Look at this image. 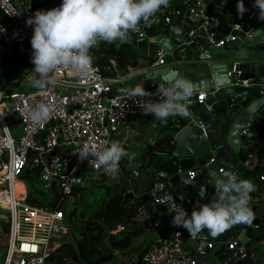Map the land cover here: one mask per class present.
I'll use <instances>...</instances> for the list:
<instances>
[{"label": "built area", "instance_id": "obj_1", "mask_svg": "<svg viewBox=\"0 0 264 264\" xmlns=\"http://www.w3.org/2000/svg\"><path fill=\"white\" fill-rule=\"evenodd\" d=\"M38 2L40 0H0V52H13L16 56L32 60L34 26H28L26 21L36 12ZM254 4L255 0L247 3V18L256 14ZM206 5L204 0H191L186 7L185 18L194 23L188 33L191 42L211 47L234 39L226 36L217 40L213 31L214 20L206 14ZM164 19L169 22L168 18ZM243 25V20H239L233 28L239 30ZM143 34V31H138L139 37ZM156 55L152 66L164 63L162 51ZM92 70L93 75L88 78L60 67L50 74L54 82L35 92H22L20 81L18 91L14 90L12 82L0 89V207L7 212L9 223L2 264H51L52 255L67 236L61 205L64 200L73 197L74 190L83 184V172H101L108 176L116 174L106 173L103 167L97 169L94 161L90 164L91 158L81 161L78 153L82 147L89 144L96 145L98 151L103 150L116 141L112 137L130 117L152 115L143 114L138 106L140 97H133L130 92L113 94L111 84L93 63ZM160 84L169 86L159 79H150L145 84V90L156 93ZM207 94L206 91L193 94L187 105L202 103ZM145 99L159 102L160 97ZM6 101L9 106H6ZM41 102L54 106V112L46 122L36 124L24 110ZM181 117L197 122L192 113ZM9 118L19 122L20 135L17 138L9 127ZM254 124L264 126V117L258 118ZM250 148L242 145L243 150ZM260 155L259 164L264 169V133ZM211 162L212 159L204 167L187 170L188 179L203 177ZM120 165L121 161L119 170ZM244 166H249V160L244 162ZM27 168L37 171V179L43 183L45 191L52 186L56 188L62 204L56 207L37 206L27 199L26 194L15 191V181ZM219 172L222 173L223 169ZM261 180L264 181V174ZM166 186L167 181L162 179H156L151 184L148 195L153 204H167L172 200L170 195L162 196ZM256 200L251 197L249 205ZM196 238L197 235L190 236L186 229L176 228L170 235L158 236L151 241L145 247L141 261L143 264H200L198 252L202 247L195 245L193 250L185 248L187 242H194ZM207 247L212 249L213 243H208ZM225 247L228 256L234 260H240L245 255L243 244L238 239L227 240Z\"/></svg>", "mask_w": 264, "mask_h": 264}, {"label": "water", "instance_id": "obj_2", "mask_svg": "<svg viewBox=\"0 0 264 264\" xmlns=\"http://www.w3.org/2000/svg\"><path fill=\"white\" fill-rule=\"evenodd\" d=\"M250 1L244 0L245 7ZM237 3L238 0L207 2L206 14L214 20L213 31L218 33L217 40L234 37L221 46L207 47L191 42L188 33L194 23L187 18L170 27L171 37L160 34L130 41L138 52L137 58L129 64L135 69L131 77L143 75L145 79L159 78L167 83L179 75L196 85L195 92L206 90L209 93L202 103L188 105L197 122L177 119L180 124L173 133L171 151H161L157 141L146 146L148 161L143 165L150 169L152 175L167 180L162 196L170 195L172 198L167 204L149 206L157 231L177 228L172 224L175 215L171 211L173 204L184 208L190 215L198 201L201 205L209 203L215 195L214 179L222 177L225 172L235 174L238 181L249 180L253 176L257 167L250 169L244 166L249 158L245 153L248 149L243 150L242 145L250 144L255 149L257 162L261 160L264 126L256 127L254 122L264 117V20L260 19V11L256 8V14L252 18L244 14L241 18L244 25L234 30L235 22L231 18L237 12ZM148 43L162 50L163 64L152 66L156 56L155 52L147 54ZM176 50L177 53L173 54ZM165 54H168V62ZM5 55L10 60L9 67L25 71L26 65L34 66L27 57L16 56L13 52ZM17 62L22 66L16 65ZM112 81L115 83L117 80ZM130 90L118 87L112 89V93L121 94ZM167 120L174 122L171 116ZM210 159L212 162L206 167V175L195 180L188 179L187 170L204 167ZM170 160L176 170L169 169ZM219 169L223 172L220 173ZM201 188L206 190L204 198L199 195ZM127 196L133 198L132 194ZM249 207L254 217L250 226L235 225L218 237H212L207 230L197 234L194 243L202 247L198 257L204 264H256V255H252V240L246 231L256 228L261 218L256 215L258 205ZM229 239H238L243 244L245 255L242 259L234 260L228 256L224 243ZM208 243L214 244L212 249L207 247Z\"/></svg>", "mask_w": 264, "mask_h": 264}, {"label": "clouds", "instance_id": "obj_3", "mask_svg": "<svg viewBox=\"0 0 264 264\" xmlns=\"http://www.w3.org/2000/svg\"><path fill=\"white\" fill-rule=\"evenodd\" d=\"M168 5L169 0H62L60 6L54 9L37 10L26 21L28 26H34L31 39L34 69L27 74L28 81L32 87L44 90L48 84L54 82L50 74L60 67L90 78L93 75V57L90 55L92 47L98 45L100 41L127 42L130 32L140 31L141 21L145 27H151L156 22L153 19L156 13L162 7L167 8ZM254 7L259 9L260 19L264 20V0H255ZM236 9L240 18H243L247 11L244 0H238ZM2 30L6 31V29ZM155 56L157 58L156 54ZM167 83L168 87L160 84L156 93L146 91L143 82L129 92L133 97L141 98L138 106L142 108L144 115L152 114L156 120L163 122H166L168 117L175 116L174 122L180 124L177 119L187 120L181 116L192 113L187 105L192 95L206 90L195 92L196 85L190 79L179 75ZM152 96H159V102L145 99ZM17 107L19 109V106ZM24 111H27L34 123L40 124L51 118L54 106L41 102ZM78 155L81 161L91 158L90 164L94 161L97 169L103 167L106 173L113 174L119 171L122 158L128 157L131 162L135 156L134 153L129 154L125 151L119 141H113L109 147L100 151L97 150L96 145L85 144ZM134 175L137 176L138 172ZM157 179L161 178L157 176ZM17 181L22 182L19 177ZM82 186L83 184L78 188ZM213 187L215 195L211 201L203 205L198 201L190 215L184 208L173 204L171 208L175 213L172 219L173 226L186 229L190 236H196L207 230L212 237H218L235 225L252 224L254 217L249 206L256 204L249 205L250 194L255 191V186L250 180L238 181L231 173L225 172L222 177L214 179ZM199 195L201 198L206 197V190L201 188ZM154 226L156 227V223ZM170 231L172 232L173 229ZM141 260L142 256L138 261L143 264Z\"/></svg>", "mask_w": 264, "mask_h": 264}, {"label": "trees", "instance_id": "obj_4", "mask_svg": "<svg viewBox=\"0 0 264 264\" xmlns=\"http://www.w3.org/2000/svg\"><path fill=\"white\" fill-rule=\"evenodd\" d=\"M191 0H169V7L164 8L163 12H157L155 17H161L164 19L168 17L171 23L172 18L167 14L170 10L178 11L182 13L184 7H186ZM209 1V0H204ZM153 17V19H155ZM1 19V13H0ZM180 17L172 20V23H177ZM173 26V25H172ZM140 29L144 31V34L148 37L157 36L161 33L160 28L155 24L151 27H145L143 21L139 25ZM132 32L129 33V35ZM156 45L152 46L155 48ZM90 54L93 57V65L97 66L102 76L109 75V71L105 69L109 65L111 59H116L119 64L128 63L135 57V51L132 44L127 41L120 43L117 47L114 43L99 42L98 45L90 49ZM173 133L163 136L158 140V148L163 152L171 151L173 148ZM262 155V153H261ZM150 162L147 163V165ZM169 169L176 170V166L173 165L170 160ZM144 166L143 164H141ZM134 168L132 167L131 170ZM264 174V169L261 164L257 166L254 172L256 181L262 182L261 176ZM27 180L29 186H33L34 189L39 186L37 180V171L27 168L20 176L19 180ZM162 179V178H161ZM82 188H78L74 191L76 194L81 192ZM37 195H34L28 190L27 199L37 206H52L62 204L59 200V194L54 186L48 191H45L40 185V188L36 190ZM126 189L122 188L114 193H111L105 201L99 202L98 198L88 197L84 207L79 216L78 228L74 227V230L78 233V237H74L72 241L64 242L52 255L51 264H124L116 259L117 253H128L133 239L138 235H142L144 229L137 218V209L142 205L139 200L127 197ZM252 194V195H251ZM251 197L254 196L251 193ZM40 196L46 197L44 203L40 200ZM44 197V198H45ZM44 200V201H45ZM0 209V264H2L5 250L7 245L8 236V218L7 212ZM66 214V213H65ZM78 213L75 208L69 214H66L67 221L72 222L73 219H77ZM247 234L250 239L262 240L264 239V204L262 205L261 222L256 228L247 229ZM146 249L141 250L138 253L137 259H140ZM131 264H136L135 261Z\"/></svg>", "mask_w": 264, "mask_h": 264}, {"label": "crops", "instance_id": "obj_5", "mask_svg": "<svg viewBox=\"0 0 264 264\" xmlns=\"http://www.w3.org/2000/svg\"><path fill=\"white\" fill-rule=\"evenodd\" d=\"M61 3H62V0H40V2H38L37 5L35 6V9L36 11L37 10L47 11V10H51V9H54L60 6ZM186 7H184V11H182V13H178V11L176 12L173 10H170L167 13L170 16V18L174 20V22L176 21L178 17H180V20L176 24L175 23L171 24L172 20L170 23L166 21L165 19H162L161 17H164L162 15L155 17L156 22L154 24L158 26V28H160V31H161L160 34H165L166 37H171L170 27H174L182 22V20L185 18L184 13L186 11ZM162 12H163V9L160 10V13ZM165 18H168V17H165ZM239 19L241 18L236 12L233 14L231 21L237 22L239 21ZM140 31H143V30L140 29ZM215 34L218 35V33L216 32ZM144 37H148V36L143 34L142 37H139L138 32H132L129 35V39L127 41L130 42L132 40H138ZM100 42L108 43L106 41H100ZM113 43L118 47L121 42L117 40ZM152 46L153 45L150 43H148L146 46L148 55H150L152 52H155V54H157V52L162 51L158 46H155V48ZM133 49L135 51L134 59H136L138 56V52L135 46H133ZM176 53H177V50L174 51L173 54H176ZM165 55H167L166 61L168 62L169 61L168 54H165ZM16 59L17 58H15V60ZM133 60H131L128 63L119 64L116 59H111L109 62V65L105 67V69L109 71V75H105L104 77L106 78V80H108V82L111 84L113 89L118 88V87H126L130 89H134L136 85L141 82H143L144 87H145V84H147L148 79H145L143 75H134L131 77V75L134 74L135 69L131 68L129 64ZM9 61L10 60L8 56H6L5 53L0 52V89L3 87H6L9 83L13 82L14 80L20 81V83L22 84V87L25 84H29L30 82L28 81L27 76H25L24 74L30 73L34 69V66L26 65V70L22 71L18 67H14V68L9 67L8 66ZM17 64H20V62L19 63L17 62L16 65ZM125 64H127V66L123 67V65ZM138 64H140V62ZM20 66L22 65L20 64ZM114 79H116L117 81L115 83H112L113 82L112 80ZM172 118L175 119V116L174 117L171 116V119ZM172 125H173V133H175V130L177 128V123L173 122ZM163 126H164V123L161 120H156L154 115H150V116L143 117V118L139 116L130 117L128 121H126L121 126L118 133L114 135L112 138H114L116 141H119L121 143V146L129 154L134 153L135 154L134 159H132L130 162L128 157L122 158L120 170L113 176H107L106 174L101 173V172L97 174H94L92 172L94 176L91 178L93 181L92 186L91 185L84 186L83 184V186L81 187L82 189H84L85 187H92V188L99 187L98 190H100L101 187L105 185L107 189L110 190L112 193L122 188H125L126 193L132 194L133 199L139 200L142 203V205L137 209L136 212H137V218L139 219L140 224L143 226V229H144L141 240L142 242L144 241L148 242V244L155 237L166 236V235H169L171 232L170 230L162 232V231H157L155 229V226H154L155 222L152 220V213L149 212V206L152 205L153 202L148 195V191H149V187L151 184L150 182H154V180L157 179V176L152 175L150 173L149 168L145 169V167L141 165V164H144L146 161H148L147 159L148 156L146 153V146L154 141H158L160 137H162L166 132L169 131L168 129L165 130ZM246 145L248 147H251L248 151L245 152L249 158L248 159L249 166L247 168L252 169L254 167H257L259 163L257 162V159H256L255 149L250 144H246ZM132 167L134 168L133 170H131ZM140 168L142 170V173H141ZM143 171H145L146 173L143 174L144 173ZM133 172H138V175L135 176ZM143 175H145L146 177ZM234 177L236 178L235 174H234ZM148 179H151V181H149ZM249 180L255 186V191H253L252 193L254 194L253 197L257 199L256 202H254V204L258 205V210L256 212V215L261 218L262 205L264 204V181L262 182L256 181L254 174L253 176L249 178ZM84 182H85V179H84ZM22 186H23V190L21 191V193L27 194L28 190L26 191L24 185ZM79 194H81L80 191H78L76 194H73V198H72L73 202H74L75 195L78 197L80 196ZM49 207H52V206H49ZM61 209H62V205H61ZM64 220L66 221V224H67L66 214H64ZM252 244H253L252 255L253 254L256 255V258H257L256 264L261 263V262H263L262 264H264V239L259 240V241L253 240ZM195 245L196 244L194 242H187L185 244V248L193 250L195 248ZM145 246L143 248H145ZM200 264H204V261L200 260Z\"/></svg>", "mask_w": 264, "mask_h": 264}, {"label": "rangeland", "instance_id": "obj_6", "mask_svg": "<svg viewBox=\"0 0 264 264\" xmlns=\"http://www.w3.org/2000/svg\"><path fill=\"white\" fill-rule=\"evenodd\" d=\"M168 7H169V5H168ZM24 75L27 76V73L24 74ZM12 83H13L14 90L15 91H18V89H19L18 88V84H19L18 81H15L14 80ZM21 89H22V92H35V91L39 90V89H36V88L32 87L31 86V83L25 84ZM6 106H9V103L7 101H6ZM163 123H164L163 128L165 130L166 129L169 130L163 136H167V135L173 133V125H172V122L170 120H167L166 122H163ZM8 124H9V127L11 128V130L13 132V136L15 138H17L20 135L19 122L16 119L9 118L8 119ZM145 169H148V168L145 167ZM140 170H141V168H140ZM143 172H144L143 174L146 173L145 171H143ZM141 173H142V170H141ZM94 174H97V173H94ZM83 177L85 179V182L83 181L84 186L85 185L86 186H90V185L92 186L93 181H92L91 178L94 177L93 174H92V172L91 171H85L84 174H83ZM21 181L22 182H18L17 185L15 184L17 192H21L23 190V186L22 185H24L26 191L29 190L32 193H34V195H37V197H38L39 194H37L36 190H38L40 188V185L43 184V183H41L40 180H38L39 186L36 187L35 189L31 185L29 186V183H28L27 180L24 179V180H21ZM98 189H99V187H96V188L85 187L84 189H82L81 194H79L80 196L77 197L75 195L74 202L72 201L71 198L66 199L63 202V204H62V210L64 211V214L65 213L66 214H69L72 211L73 208H75L77 210V213H78L77 219H73L72 222L67 221V224H66L67 227H68L67 228V236H66V239H65L64 242H66L67 240L68 241H72L73 236L74 237H78V233L76 232V230H74V227H76V229H77L78 226H79V224H78L79 216H80V213L82 211V208L84 207V205H85L86 200L88 199V197L91 196L92 198H98V201L99 202H102V201H105L108 198V196L112 193L110 190L107 189V187L105 185H103L100 190H98ZM95 190H97V191H95ZM44 197L43 196H40V200H42L45 203L46 202V200H45L46 197L45 198ZM141 238H142V235H138L137 237H135L133 239L132 245L130 246V248L128 250V253L120 254V252H118L117 253V256H116V259L118 261H121L122 263L124 262V264H131L133 262V260L136 263L138 261L137 254L141 251V249H143V247L145 245L146 246L148 245V242H145V241L142 242Z\"/></svg>", "mask_w": 264, "mask_h": 264}, {"label": "bare ground", "instance_id": "obj_7", "mask_svg": "<svg viewBox=\"0 0 264 264\" xmlns=\"http://www.w3.org/2000/svg\"><path fill=\"white\" fill-rule=\"evenodd\" d=\"M15 184L17 185L18 184V181L16 180L15 181ZM14 188H15V191L17 192V190H16V186L14 185Z\"/></svg>", "mask_w": 264, "mask_h": 264}]
</instances>
